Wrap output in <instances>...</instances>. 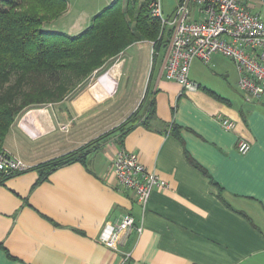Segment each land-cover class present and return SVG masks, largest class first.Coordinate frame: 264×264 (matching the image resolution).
Segmentation results:
<instances>
[{
  "label": "crops",
  "instance_id": "crops-1",
  "mask_svg": "<svg viewBox=\"0 0 264 264\" xmlns=\"http://www.w3.org/2000/svg\"><path fill=\"white\" fill-rule=\"evenodd\" d=\"M85 2L92 8L71 17L68 6L47 28L78 34L111 0ZM245 2L264 20V0ZM217 55L206 64L217 71L203 75L193 69L200 60H193L195 90L165 79L161 60L151 62L147 91L155 116L138 122L122 142L113 132L84 161L61 165L47 177L35 166L96 137L94 102L78 108L74 100L75 112L18 115L3 148L30 168L0 184V264H264V107L210 81L212 73L227 83L237 84L239 77L234 62L220 65ZM112 74L117 86L120 71ZM221 118L234 128H223ZM173 124L178 134L171 132ZM241 139L250 143L244 154L237 149ZM120 149L135 153L169 184L152 190L144 207L113 174L111 161ZM128 214L135 224L118 250L99 241L105 222Z\"/></svg>",
  "mask_w": 264,
  "mask_h": 264
},
{
  "label": "trees",
  "instance_id": "trees-1",
  "mask_svg": "<svg viewBox=\"0 0 264 264\" xmlns=\"http://www.w3.org/2000/svg\"><path fill=\"white\" fill-rule=\"evenodd\" d=\"M149 1L111 0L84 30L69 35L46 26L67 10L68 0H0V152L22 112L62 100L71 91L68 83H81L95 70L110 66L135 42L150 41L154 52L160 49L167 39L159 18L150 13ZM142 104L143 100L120 124L35 168L47 177L61 165L84 161L116 131L122 142L138 122L146 124L155 116L153 100L139 113ZM171 132L178 134V126L171 125ZM21 172L2 173L0 184Z\"/></svg>",
  "mask_w": 264,
  "mask_h": 264
},
{
  "label": "built area",
  "instance_id": "built-area-1",
  "mask_svg": "<svg viewBox=\"0 0 264 264\" xmlns=\"http://www.w3.org/2000/svg\"><path fill=\"white\" fill-rule=\"evenodd\" d=\"M148 7L169 33L161 59L165 79L177 82L182 90H195L198 84L189 77L193 60L208 64L213 54H220L236 65L237 86L244 100L264 107V20L249 10L245 0H178L167 17L163 16L161 0H150ZM220 122L227 130L235 126L229 118H221ZM249 147L247 140L238 141L240 153H246ZM111 167L118 184L132 190L142 207L152 190L169 186L164 178L142 164L135 153L125 149L115 153ZM27 168L23 160L9 155L4 148L0 152V175ZM134 224V217L129 214L118 222L107 221L98 239L110 249L118 250Z\"/></svg>",
  "mask_w": 264,
  "mask_h": 264
},
{
  "label": "rangeland",
  "instance_id": "rangeland-1",
  "mask_svg": "<svg viewBox=\"0 0 264 264\" xmlns=\"http://www.w3.org/2000/svg\"><path fill=\"white\" fill-rule=\"evenodd\" d=\"M177 1L178 0H161L164 17H167L171 13L177 4ZM68 6L72 11L71 17L76 15L77 9L81 7L89 8L85 0H68ZM99 7L96 8L98 11H100L103 6ZM90 8H92V6H90ZM164 35V38L168 40L169 33L166 30H164ZM167 40L163 41L158 55L157 52H154L152 42L150 41H139L132 45L129 49H127V47L122 61L120 59L123 53H120L110 66H105L104 68L95 70L81 83L74 81L72 83H68V87H71L69 88L71 91L67 92L62 100L47 102L40 106L31 107L24 112H37L40 110H44L46 112H75V108L72 106L73 101L77 100L79 96H81L80 94L83 92L90 93L92 85L96 83L99 77L105 80L109 75V72L111 75H113V71L117 69V71H120V74L118 77L117 86L115 85V89L113 90L112 94L108 95L102 100H95L90 109L96 113V116L94 117L96 131L93 135L97 136L102 132L113 128L119 123L120 119H122L121 115L124 112H127L132 103H136L137 107L142 100L143 105L150 100V89L147 91V87L151 72V62L153 64L155 61L158 64L160 63L163 55V45ZM216 60L220 65L227 64L234 66V64L226 57L217 55ZM120 61L121 64L119 65ZM193 69L197 75H199L198 73L203 75V73L207 71L206 69H209L210 71H217V67H213L211 64L206 65L201 61H199V63L195 65ZM209 78L211 79L210 81H212V83H214V85H216L219 89L231 88L238 93H242L235 82L230 81V83H227L226 78L221 76L219 73H212V75H209ZM88 137L90 138L92 135ZM36 142L37 141H35V143Z\"/></svg>",
  "mask_w": 264,
  "mask_h": 264
},
{
  "label": "bare ground",
  "instance_id": "bare-ground-1",
  "mask_svg": "<svg viewBox=\"0 0 264 264\" xmlns=\"http://www.w3.org/2000/svg\"><path fill=\"white\" fill-rule=\"evenodd\" d=\"M108 74L109 75L105 80L101 79V77L97 79L96 83L92 85L90 93L83 92L80 94L81 96L76 101L78 108H83L95 100H102L112 94L115 89L116 81L114 79L115 77L113 78V75H111L110 72Z\"/></svg>",
  "mask_w": 264,
  "mask_h": 264
}]
</instances>
